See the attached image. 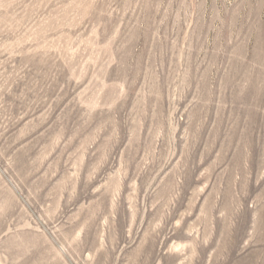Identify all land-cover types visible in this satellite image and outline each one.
Listing matches in <instances>:
<instances>
[{
  "label": "rangeland",
  "instance_id": "1",
  "mask_svg": "<svg viewBox=\"0 0 264 264\" xmlns=\"http://www.w3.org/2000/svg\"><path fill=\"white\" fill-rule=\"evenodd\" d=\"M0 264H264V0H0Z\"/></svg>",
  "mask_w": 264,
  "mask_h": 264
}]
</instances>
